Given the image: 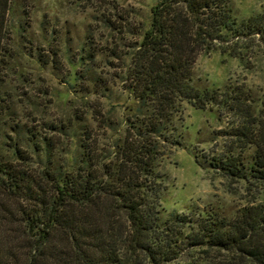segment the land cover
Returning <instances> with one entry per match:
<instances>
[{"label":"trees","instance_id":"1","mask_svg":"<svg viewBox=\"0 0 264 264\" xmlns=\"http://www.w3.org/2000/svg\"><path fill=\"white\" fill-rule=\"evenodd\" d=\"M11 3L0 0V82L15 56ZM150 10L126 73L143 112L126 117L113 159L102 163L90 144L80 143L81 157L62 169L48 158L46 143L39 149L26 138L32 152L15 128L5 135L10 142L0 149V264H174L185 249L196 252L187 264H264V199L255 197L231 217L209 207L162 217V151L154 139L168 134L179 143L171 123L183 102L198 108L224 103L217 90L192 83L193 63L199 52L216 49L239 57L235 47L251 36L264 44V11L238 21L230 0H158ZM230 99L229 107L239 108L241 95ZM8 109L0 94V116ZM245 112L227 132L232 144L211 165L264 193V115ZM39 152L36 168L33 153Z\"/></svg>","mask_w":264,"mask_h":264},{"label":"rangeland","instance_id":"2","mask_svg":"<svg viewBox=\"0 0 264 264\" xmlns=\"http://www.w3.org/2000/svg\"><path fill=\"white\" fill-rule=\"evenodd\" d=\"M157 1L12 0L15 56L1 72L0 94L9 109L0 116V149L7 148L5 135L15 128L28 150L34 152L31 141L39 149L47 144L48 158L62 169L81 157L80 143L90 144L102 163L113 159L128 127L126 117L143 112L126 73ZM230 1L238 21L264 11V0ZM235 49L240 58L216 49L199 52L193 63L192 83L217 90L224 103L198 108L183 102L171 123L179 143H171L168 134V139L154 137L162 151L157 169L164 180L163 218L204 207L231 217L255 197L264 199L249 182L229 179L211 165L232 144L227 132L244 120L246 110L264 115V44L251 36ZM43 55L55 60L44 64L37 58ZM239 94V108H230V96ZM37 156L43 154L33 153L36 168ZM195 253L183 250L174 264H187Z\"/></svg>","mask_w":264,"mask_h":264}]
</instances>
